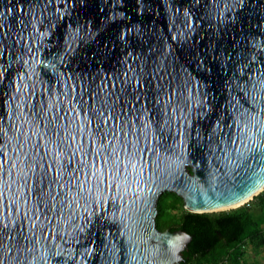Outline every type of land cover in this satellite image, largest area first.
<instances>
[{"label":"water","instance_id":"95a60500","mask_svg":"<svg viewBox=\"0 0 264 264\" xmlns=\"http://www.w3.org/2000/svg\"><path fill=\"white\" fill-rule=\"evenodd\" d=\"M263 191L264 0H0V264H179L163 193Z\"/></svg>","mask_w":264,"mask_h":264},{"label":"trees","instance_id":"16d2710c","mask_svg":"<svg viewBox=\"0 0 264 264\" xmlns=\"http://www.w3.org/2000/svg\"><path fill=\"white\" fill-rule=\"evenodd\" d=\"M157 208L159 230L180 229L193 236L179 264H264L256 258H264V191L249 205L219 212L188 211L181 196L165 192Z\"/></svg>","mask_w":264,"mask_h":264},{"label":"rangeland","instance_id":"374dc122","mask_svg":"<svg viewBox=\"0 0 264 264\" xmlns=\"http://www.w3.org/2000/svg\"><path fill=\"white\" fill-rule=\"evenodd\" d=\"M253 200V199H252ZM251 201V200H250ZM238 208V207H237ZM233 209H236V208H233ZM230 210H232V209H230ZM230 210H227V211H230ZM250 256H251V258H252V260H254V253H253V251L250 249L249 250V253H248ZM251 258H250V261H251ZM256 258H258L259 260H260V262H264V258H263V256L262 255H258V256H256Z\"/></svg>","mask_w":264,"mask_h":264},{"label":"built area","instance_id":"2783aa9c","mask_svg":"<svg viewBox=\"0 0 264 264\" xmlns=\"http://www.w3.org/2000/svg\"><path fill=\"white\" fill-rule=\"evenodd\" d=\"M249 202H250V201H248L246 204H248V205H249Z\"/></svg>","mask_w":264,"mask_h":264},{"label":"bare ground","instance_id":"6f19581e","mask_svg":"<svg viewBox=\"0 0 264 264\" xmlns=\"http://www.w3.org/2000/svg\"><path fill=\"white\" fill-rule=\"evenodd\" d=\"M243 202H241L240 204H242Z\"/></svg>","mask_w":264,"mask_h":264}]
</instances>
